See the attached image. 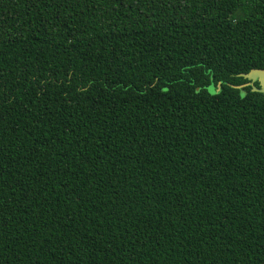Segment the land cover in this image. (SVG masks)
<instances>
[{
    "label": "trees",
    "instance_id": "1",
    "mask_svg": "<svg viewBox=\"0 0 264 264\" xmlns=\"http://www.w3.org/2000/svg\"><path fill=\"white\" fill-rule=\"evenodd\" d=\"M253 68L264 0H0V264H264Z\"/></svg>",
    "mask_w": 264,
    "mask_h": 264
},
{
    "label": "water",
    "instance_id": "2",
    "mask_svg": "<svg viewBox=\"0 0 264 264\" xmlns=\"http://www.w3.org/2000/svg\"><path fill=\"white\" fill-rule=\"evenodd\" d=\"M240 76L248 79L250 82L241 85L231 84L235 88H244L251 85L253 91L264 93V68H253L248 73H241ZM259 82V86L254 85L255 82Z\"/></svg>",
    "mask_w": 264,
    "mask_h": 264
},
{
    "label": "rangeland",
    "instance_id": "3",
    "mask_svg": "<svg viewBox=\"0 0 264 264\" xmlns=\"http://www.w3.org/2000/svg\"><path fill=\"white\" fill-rule=\"evenodd\" d=\"M214 89H215V88H214L213 86H210V90H212V91H213Z\"/></svg>",
    "mask_w": 264,
    "mask_h": 264
},
{
    "label": "flooded vegetation",
    "instance_id": "4",
    "mask_svg": "<svg viewBox=\"0 0 264 264\" xmlns=\"http://www.w3.org/2000/svg\"><path fill=\"white\" fill-rule=\"evenodd\" d=\"M258 82V81H257ZM259 83V82H258ZM230 84V83H229ZM232 84V83H231Z\"/></svg>",
    "mask_w": 264,
    "mask_h": 264
}]
</instances>
